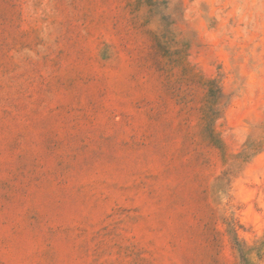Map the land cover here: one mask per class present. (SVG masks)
Instances as JSON below:
<instances>
[{
	"label": "rangeland",
	"instance_id": "obj_1",
	"mask_svg": "<svg viewBox=\"0 0 264 264\" xmlns=\"http://www.w3.org/2000/svg\"><path fill=\"white\" fill-rule=\"evenodd\" d=\"M0 264H264V0H0Z\"/></svg>",
	"mask_w": 264,
	"mask_h": 264
}]
</instances>
